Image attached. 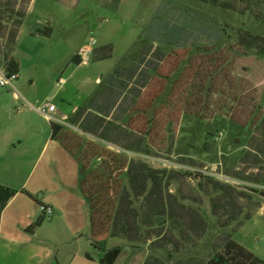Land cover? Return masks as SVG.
<instances>
[{
  "label": "rangeland",
  "instance_id": "374dc122",
  "mask_svg": "<svg viewBox=\"0 0 264 264\" xmlns=\"http://www.w3.org/2000/svg\"><path fill=\"white\" fill-rule=\"evenodd\" d=\"M243 27L264 36V0H0V75L5 74L8 60L15 58L20 65L12 84L0 85V185L18 194L24 189L20 198H31L29 191L44 169L50 183L57 186H61L62 178L73 176L69 162L73 160L76 166V157L55 158L56 144L65 143L69 137L66 143L71 147L75 146L72 139L75 144L94 141L106 145L86 131V124L95 123L96 109L108 113V119L120 118V112L110 108L123 86L139 83V77L131 79L132 69L138 64L128 61L129 69L122 70L121 78L115 80L114 91L108 89L106 78L124 57L142 48L141 42L149 46L145 50H164L162 58L153 54L144 63L150 70L157 68L168 74L177 54L185 55L189 49L193 55L199 54L200 48L220 47L226 53L229 45L237 49L234 40ZM92 38L96 40L95 51L87 64H81L78 52ZM232 58L233 64L223 71L215 88L242 96L235 101L218 95L210 98L209 116L224 112L226 122L216 134L215 143L208 139L204 145L202 136L197 141L206 154L187 151L195 122L185 119L178 122L175 144V149L185 154L167 155L160 141L150 156L127 154L130 159L145 160L153 169L172 171L168 200L181 228L166 234L177 246L164 248L148 241L132 247L124 240L104 236L101 239L106 240L108 248L122 246L115 264H142L146 253V264H207L231 238L254 254L251 264H264V60L242 53ZM61 77L67 79L63 86L58 84ZM161 84L152 79L151 85L139 93L145 94L140 102L150 99ZM131 94H138L137 89ZM47 101L65 111L73 106L89 107L87 122L74 127L68 121L55 143L45 146L51 131L49 120L31 106L37 108ZM130 102L128 99L125 105ZM223 107L229 111H222ZM256 107L257 128L248 135L242 126ZM136 119L138 128L143 121ZM170 119L176 117L162 120ZM111 137L117 139L118 135L112 132ZM134 139V135L120 137L123 143ZM12 142L18 144V150H13ZM82 174L79 165L74 178L79 177L81 182ZM64 188L59 187L61 192L67 190ZM39 195L31 199L37 202ZM78 196L74 203L63 198L64 212L60 216L58 212L45 216L36 206L32 229L42 228L35 241L43 236L48 248L54 249L56 244L50 238L53 218H87L85 231L79 236L86 233L90 237V212L80 184ZM141 202L133 207H140ZM62 234L60 238L67 242L69 236ZM87 246L99 255L90 242Z\"/></svg>",
  "mask_w": 264,
  "mask_h": 264
},
{
  "label": "trees",
  "instance_id": "16d2710c",
  "mask_svg": "<svg viewBox=\"0 0 264 264\" xmlns=\"http://www.w3.org/2000/svg\"><path fill=\"white\" fill-rule=\"evenodd\" d=\"M234 41L237 49L229 45L228 55L220 47L203 48L204 50L200 48L197 55H193L191 49L187 50L185 55L177 54L168 74L161 73L157 68L150 70L145 66L144 62H147L151 55L162 58L165 53L160 47L153 52L145 50L144 48L149 46L142 44L145 41L141 42L139 45L142 48L124 57L121 65L106 78L108 89L114 91L115 80L121 78L122 70L129 69L126 67L128 61L132 60L138 64L132 69L131 79L139 77L138 84L141 85L137 86L138 84L131 82L123 86L118 99L110 108L120 112V118L108 119V113L102 114L96 109L98 113L95 116V123L86 124V131L97 136L106 145L94 141L85 143L77 141L75 144L72 139L75 146L71 147L66 143L69 137L65 143L61 142L76 157L83 170L80 192L89 207L91 247L99 254L100 264H115L122 252V246L108 248L106 240L101 239L104 236L124 240L132 247L148 241L155 243L154 245L160 243L164 248L170 244L177 246L166 234L168 230L181 228V221L172 215V205L170 207L168 200L170 194L167 192V186L172 180V171L153 169L144 162L145 160L130 159L127 154L150 156L152 148L157 147L160 142L165 146L161 149L167 150L169 156L174 153L179 156L185 154L178 147L175 149L176 129L180 119L195 122L193 128L195 133L193 132V137L186 143L187 151L207 153L203 151L204 146L200 147L197 141L202 136L205 139L204 145L208 139L215 143L216 134L225 127L226 122V119H223L226 116L224 112H214V115L209 116L210 98L218 95L235 101L242 96L236 91L228 94L224 89H216L218 78L233 64L232 57L236 54L254 55L264 60L263 35L252 33L243 27L238 31ZM19 72V62L15 58L8 60L5 66L6 77L12 79L17 77ZM155 78L162 82L159 91L145 103L144 101L141 103V98L145 97V94L139 93L143 91V87L150 86L152 79ZM134 85L138 94L130 95L134 92L132 88ZM128 99L131 102L127 106L125 103ZM89 109L81 108L80 111ZM221 110L229 111L225 107ZM258 112L259 107H256L250 120L242 126L245 133L255 132ZM165 116L171 118L174 116L176 119L163 121ZM136 117L143 121L142 126L138 128H135ZM64 130L63 126L52 123L53 138H59ZM112 132L118 135L117 139L111 137ZM131 135L135 136L132 143L120 141V137ZM158 141L160 142L157 144ZM16 194L10 188L0 185V217L7 203ZM138 202H141L140 207H133ZM39 205L42 203L39 202ZM40 223L41 221L36 225ZM171 236L175 237L174 234ZM220 247L212 257L210 256L207 264H251L254 260V254L232 238ZM86 256L89 260L97 259L90 252Z\"/></svg>",
  "mask_w": 264,
  "mask_h": 264
},
{
  "label": "crops",
  "instance_id": "0c3cea01",
  "mask_svg": "<svg viewBox=\"0 0 264 264\" xmlns=\"http://www.w3.org/2000/svg\"><path fill=\"white\" fill-rule=\"evenodd\" d=\"M94 51L95 50L93 49V52ZM17 97L18 96L16 95V98ZM55 106L57 108L53 114L55 121H49L51 131L45 146L48 142L49 145L55 143L52 123H57L63 126L64 129L65 127H68L65 124L68 121H71L75 125L74 127L82 126L87 122L89 115L88 111H80L82 108L81 106H73L71 110H69L68 107L67 111L61 106L59 109L56 104ZM31 107L37 110L36 107ZM21 111L22 110H19L18 113ZM15 142H12L11 144L13 150L16 151L19 149L18 144L16 143L22 141ZM55 147V158H65L67 156L72 157L71 153L62 143H60L59 146L56 144ZM69 163H72L71 171L73 173L71 175L73 176L66 179L62 178L60 183L61 186H57L55 183H50L49 174L46 173V169L43 170L36 181V184L31 191H29L31 198H34L35 194H40L38 199H36L37 202L27 196L20 198L24 193V189H22L21 194H18L17 192V194L7 203L0 217V264H100L98 261V255L92 253L87 246V243L89 242L91 246L90 237H87L86 233L81 235L85 236V239L79 236L80 233L85 231L87 218H53V221L50 224V227L52 228L50 238L56 244L54 245V249L48 248L46 245V238L43 236L39 241L34 240L38 229L42 228V226H39L38 229H32L37 216L36 206H38V208L40 207L39 202L52 206L54 208V213L58 212V216H60V212H64L63 198L67 200L66 202L71 203L80 199L78 196L80 179L79 177L74 178L75 171L77 175L79 163H77L76 166H74L75 162L73 163V160ZM36 186L38 189H35ZM59 187L60 189L65 187L67 190L61 192L62 189L60 190ZM11 209L12 211H10ZM9 211L11 212L10 214ZM61 234L64 237L66 235L69 236L70 239L67 242L63 241L60 238ZM89 252L97 259L89 260L86 256ZM147 257L146 253L144 254V257L141 258L142 264H146Z\"/></svg>",
  "mask_w": 264,
  "mask_h": 264
},
{
  "label": "built area",
  "instance_id": "2783aa9c",
  "mask_svg": "<svg viewBox=\"0 0 264 264\" xmlns=\"http://www.w3.org/2000/svg\"><path fill=\"white\" fill-rule=\"evenodd\" d=\"M96 44V40L92 38L90 42L82 46L78 52V56L81 64H87L89 61V56L93 52V46ZM67 83V79L61 77L58 81L60 86H63ZM12 84V79H8L5 74L0 75V85L7 86ZM56 106L50 101L43 103L40 107H37V111L44 116L49 121H55L53 114L56 111ZM41 210L45 216H52L54 213V208L47 204H42Z\"/></svg>",
  "mask_w": 264,
  "mask_h": 264
}]
</instances>
